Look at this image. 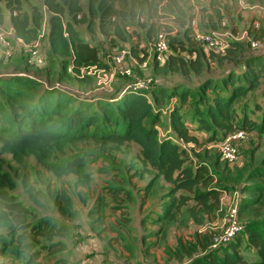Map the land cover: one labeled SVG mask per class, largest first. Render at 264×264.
Instances as JSON below:
<instances>
[{"label": "trees", "instance_id": "1", "mask_svg": "<svg viewBox=\"0 0 264 264\" xmlns=\"http://www.w3.org/2000/svg\"><path fill=\"white\" fill-rule=\"evenodd\" d=\"M0 1L10 12L15 37L28 45L38 39L45 24L46 31L39 43L44 41L50 54L59 57L64 68L60 75L67 79L85 81L92 80L94 76H79L83 67L96 65L107 70L109 65L105 54L95 45L84 41L75 25L85 24L88 32L104 36L109 46L118 48L120 44L114 42V37L121 41V45L132 34L137 38L139 33L134 29L136 25L144 27L148 40L152 41L158 30L157 26L165 18L158 0H86L85 9L80 0H42V8L32 4L30 9L24 8V0ZM187 1L166 0L164 8L167 13L175 16L173 22L177 31L173 34L170 30L163 29L168 32L170 53L162 61L151 59V80L154 82L151 81L146 90L125 92L109 103L101 96L91 100L89 97L81 99L65 90L55 92L50 86L46 87H49L48 90L35 96L33 90L37 83L31 79L22 80L16 75L0 79V95L3 96L2 101L0 99V115L13 127L8 136H0V154L9 152L17 162L26 155H31L55 176L76 175L73 186L81 187L85 183L82 180L84 155L50 160L63 142L93 140L104 150L109 143L131 141L140 150L142 168L139 175H151L144 187V194L148 196L153 185L160 180L171 186L166 193V200L157 212L156 221L169 223L179 220L184 213H188L197 224L213 221L220 205L221 193L226 192L227 188L213 184L216 181L207 165L202 162L195 166L187 164L190 161L187 150L179 145L181 141L192 143L193 146L200 144L201 140L194 131L210 133V143H216L226 134L237 130H244L248 135L253 132L256 120L247 110H239L234 103L264 84V53L249 52L248 55L237 56L235 53L243 49L245 43L233 38L229 39L223 52L207 49L208 61H242L239 66H242L241 73L232 69L239 67L228 65L232 68H227L225 75H220L219 81L212 80L205 74L208 68L205 53L194 49L201 43L193 36L190 22L193 14H189L192 7L185 6ZM117 2L123 3L118 6ZM2 6L0 5V23L3 20ZM211 8V13H207L206 8H201L203 14L200 20L208 16V23L203 26L215 31L220 25L215 27L214 17L221 23L224 15L217 0L212 2ZM164 24L170 29L168 23ZM254 24V20L250 22L248 36L262 42V33ZM193 42L195 45L189 47ZM131 48L130 52L138 63L146 58L147 51L144 47L140 53L136 52V45ZM25 60L30 67L38 66L29 61L27 52ZM138 63L132 69L131 79L138 76L134 70L138 73L142 70ZM171 74L185 78L191 75L202 76L203 80L195 89L196 93H190L186 87L178 91L179 87L163 81ZM191 96H196L195 102L203 104L205 108L200 109L196 105L191 121L187 123L179 110ZM173 98L178 99L176 105L170 104ZM251 113L261 114L259 127L264 131V107L257 106ZM162 115L167 117L168 128L160 137L156 126ZM171 134L177 139L172 138ZM248 178L254 183L242 182V192L248 190L249 193L240 200L241 207L237 212L241 230L230 242L216 247L212 246L215 233L211 229L198 233L196 239L200 249H203L202 256L192 257L180 264H264V218L261 221L254 218L264 212V158L261 166L252 170ZM21 184L33 202L44 210H56L70 217L76 215L71 194L65 188L53 189L51 183L45 181L44 190L36 189L27 176L21 179ZM16 185L12 175L3 169L0 158V255L19 260L18 264H73L65 257L67 239L71 237L70 225L48 214L33 219L30 208L20 195L13 192ZM77 192L82 194L81 190ZM112 193L117 195L114 190ZM96 201L95 209L89 211L91 215L102 213L104 200L99 197ZM249 216L252 218L245 221L244 218ZM91 222V229L98 233L97 219ZM73 234L72 242L76 244L80 236L76 232ZM207 236L208 240H205ZM244 237L254 248L257 259L248 260L239 250ZM193 248L194 245L188 247L187 252L190 253Z\"/></svg>", "mask_w": 264, "mask_h": 264}, {"label": "rangeland", "instance_id": "2", "mask_svg": "<svg viewBox=\"0 0 264 264\" xmlns=\"http://www.w3.org/2000/svg\"><path fill=\"white\" fill-rule=\"evenodd\" d=\"M210 1L211 0H188L185 2L186 7L188 5L192 7L189 14H193V18L190 21L194 23L193 27L204 32H221L224 34V39L233 37L245 43L243 44L244 48L235 53L237 56L241 55L242 57V55H248L249 52L262 53L259 46L251 47L248 44V26L250 25L249 22H252L254 18H259V9L252 7H264V0L249 1L245 3V7H243L244 2L242 0H217L222 4L221 8L226 10L224 11L225 15L221 23H218L216 17L212 14L214 20H216L214 22L216 24L215 27H219L220 25L219 29L215 31L205 29L203 21L200 20L203 14L201 8L208 5ZM122 3L119 2V5H122ZM158 3L160 5V11L164 13L165 18L161 19V21L164 22L157 26V31L166 29V31L170 30V32L176 33L177 27L173 22L175 16L167 13L166 8H164L167 3L166 0H158ZM32 4L41 7L42 0L23 1L25 9H30V5ZM0 5L2 6L3 2L0 1ZM2 11L3 23L0 24V28L8 31L9 16L7 9L2 6ZM242 14L244 20L242 19ZM251 17L253 18L250 19ZM164 23H168L170 29ZM205 23L207 24L208 22ZM258 26H260L258 23L257 26L254 24V27ZM210 28H212L211 25ZM134 29L139 33L137 40L134 34H132L128 40L124 44H120L118 48H113L116 46H109V44L105 42L104 37L100 34H94V37L89 38V42L95 45L98 50H100L101 53L103 52L107 57L119 50H125L129 53V62L132 69H134L135 66L131 59L135 60V56L130 52L132 45H136L137 53L142 51V47L140 46H143L148 53H151V40H148L145 28L136 25ZM232 30L236 31V33H233ZM132 33H134L133 30ZM12 34L14 35V32L10 30V35L13 36ZM86 35L87 32L85 33V36ZM11 36L9 38L8 47H4L0 43V79L13 75H16V77L22 80L31 79V81L37 83L36 88L33 90L35 96L41 94L44 90H48L49 87L46 89L47 86H50L51 89L53 88L55 92L60 91L59 89L68 91V88H73L72 94L78 98L84 99L86 97V99H88L89 95H92L89 97L91 100L94 99V95H99L107 99V102L110 103L120 96L118 90L120 91L129 83L138 80V78H152L150 66L151 56L149 57V54H147L149 57L148 66L139 73L137 70H134L138 76L133 79L126 76L115 75L114 73H110L109 75L105 73L104 79L99 82L98 77L95 76L89 81L76 78L67 79V77L60 75L63 73L64 68L59 57L50 54L45 43L43 44L44 41L40 42L42 43L41 46L38 45V49H40L41 54L45 58L44 64L40 67H30L25 60V46H22L21 43L14 42L15 40ZM193 44L195 45L193 42L188 46L190 47V45ZM194 49L203 53L200 45ZM205 56L207 62L206 66L208 67L205 74L214 81H219L220 75H225V70L227 68H232V66L228 65L234 64L238 68L240 62H242L238 60L234 62L232 59H228L227 61L218 60V62L212 59L208 61V56ZM108 64H110V61ZM240 68H242V66L239 67V69H232L240 71ZM239 73H241V71ZM63 77L64 79H61ZM202 80V76L191 75L189 78H185L178 74H171L163 81L176 85V87H179L178 91L186 87L190 93H196L195 89ZM92 82L97 93L96 91L89 93V91L84 90L88 86L92 87ZM152 82L154 81L152 80ZM3 83H5V81ZM115 88L117 89L116 91ZM51 89H49V91ZM0 99L2 101V95H0ZM196 99V96H191L183 105V108L179 110V112L185 116L187 123H190L196 105H198L200 109L205 108L203 104H197L195 102ZM30 102H32V100ZM171 103L172 105H176L178 99L173 98L170 104ZM234 105H236L239 110H247L246 112L256 120L254 128L252 129L253 132L240 142L238 150L241 160L238 164L229 165L219 160L215 147L212 146V143H210L211 141L208 142L210 133L204 132V134L198 136L201 143L197 146L185 142L179 145L187 150L190 160L187 164L195 166L202 162L207 165L209 172L213 175L214 181H216L213 182V184L227 188L226 192L221 193L220 205L215 211L216 218L213 221H205L202 224L195 223L188 213H184L179 220L169 223L155 220L157 218V212L160 211L163 201L166 200V193L171 186L160 180L153 185L148 196L144 194V187L151 179V175L149 173H145L143 176L139 175V171H141L142 168L139 156L140 150L138 145L131 141L122 144L109 143L104 150H101L93 140H69L63 142L61 148L55 150L51 155L50 160H62L76 154L84 155L85 164L82 167V180L85 181V183L84 186L81 187L73 186L74 181L77 179L76 175L55 176L51 172L45 170V168H43L31 155H26L20 162H17L12 159L9 152H1L0 158L2 160V167L4 170H7L17 182L13 192L20 195L23 202L30 208L33 219L48 214L56 217L62 223L70 225L71 237L67 239V253L65 257L71 263L77 264V260L79 259V256L73 249L75 243L72 242V240H74V230L79 227L83 236L87 237V233L92 231L99 240L102 238V241L106 244L105 252L110 254L109 256L114 260L123 261L125 264H180L182 261H187L192 257L202 256L203 249H200L196 239L198 233H205L209 229L218 235L223 233L226 229L231 208L237 202H239L238 207H241L240 200L249 193L248 190V193L242 192V182H247L249 184L254 183L253 180L248 178L249 174L252 170L260 167L263 162L264 131L259 127L261 123V114H256L259 115L256 117V115H252L251 112L253 109H256L257 106L261 108L264 107V84L236 101ZM10 125L11 124L0 115V136L9 135V132L13 129ZM156 127L160 132V137L161 135L163 136L168 128L166 115L160 117V122ZM171 136L177 139L174 134H171ZM24 176L29 178V181L36 189L44 190L45 181H49L53 189L65 188L71 194L74 207L77 211L76 215L70 217L56 210L46 211L38 206L29 197L21 184V179ZM78 190L82 191L81 195L78 194ZM112 190L116 191L117 195L113 194ZM223 195H226V201L224 202H222ZM99 197L104 200L102 213L91 215L89 211L95 209L96 200H98ZM251 218L252 217L249 216L246 219L244 218V220L246 221ZM254 218L261 221L264 218V212ZM93 219H97L96 226L98 233L91 229V225H93L91 224V220ZM1 232L2 227H0V233ZM79 234L80 233H78V235ZM205 240H208V236ZM193 245L194 248L188 253L187 248ZM239 250L248 260L257 259L254 248L246 242L245 237L240 243ZM18 263L19 260H15L10 256L0 255V264Z\"/></svg>", "mask_w": 264, "mask_h": 264}, {"label": "built area", "instance_id": "3", "mask_svg": "<svg viewBox=\"0 0 264 264\" xmlns=\"http://www.w3.org/2000/svg\"><path fill=\"white\" fill-rule=\"evenodd\" d=\"M194 23H191L193 36L195 40L202 45H204L207 49H211L215 52H223L224 48L228 46V42L230 38L224 39V34L221 32H202L197 30L193 27ZM257 26V23H255ZM0 43L4 47H8L9 45V38H10V30L6 31L0 28ZM10 35V36H9ZM41 36V32L38 36V39L33 41L32 43L26 45V52L28 53L29 61L34 63L35 65L41 66L45 62L44 56L41 54L40 49H38L39 45V37ZM233 38V37H232ZM235 39V38H233ZM248 42L251 47L259 46V42L253 40L252 38L248 37ZM259 48V47H258ZM170 53V47L168 44V32L161 30L157 31L155 36L151 41V53L149 57L155 58L157 61H162L164 57L168 56ZM151 54V55H150ZM148 56L144 58L142 61L138 63V66L141 69H146L148 66ZM107 62L110 61L109 68L106 70L105 68L98 67L96 65L83 67L80 70L79 76L83 75H91L98 77V82L103 80L105 77V73L108 75L110 73H114L115 75L119 76H126L130 77L132 75V66L129 62V53L125 50H119L116 53H113L111 56L106 57ZM152 80L151 79H138L129 83L128 85L124 86L120 91L119 95H122L125 92L133 91L137 89L146 90L149 87V84ZM248 134L244 130H237L232 133L226 134L220 141L216 143H212V146L215 147L217 156L219 160L222 162L234 165L240 162V155H239V146L240 142L243 141ZM182 143V141L180 142ZM237 202L230 210V214L227 220L226 229L221 234H214L212 240V246L216 247L219 245H224L230 242L233 237L241 230V223L238 220L237 212H238V204Z\"/></svg>", "mask_w": 264, "mask_h": 264}, {"label": "crops", "instance_id": "4", "mask_svg": "<svg viewBox=\"0 0 264 264\" xmlns=\"http://www.w3.org/2000/svg\"><path fill=\"white\" fill-rule=\"evenodd\" d=\"M84 1H86V0H80V4L85 9L86 2H84ZM213 1L214 0H211L210 3H208V5L203 6L204 8L207 9V11H206L207 13H211V11H212L211 4H212ZM242 1L244 2V6L243 7H245V3L249 2V1L251 2L252 0H242ZM117 5L119 6V2H117ZM221 6H222V4H221ZM252 8L259 9V11H258L259 12L258 13L259 14V18L258 19H259L260 22L258 21L257 18H254L253 20H254V23H258L260 25L258 27H259V30L262 33V36H261L262 42H259V47H260L259 49L261 50L262 53H264V7L253 6ZM225 10L226 9H224V10L222 9L221 10L223 15H225V13H224ZM2 13H3V11H2ZM7 13H8V16H9V21H8V25H9L8 28L9 29L8 30H12L13 31L12 25H11V22H10V12H9V10H7ZM252 18L253 17H251L250 19H252ZM242 19L244 20L243 14H242ZM246 19H247V17H246ZM202 21H203V23L208 22V16L205 17ZM2 23H3V20H2V22L0 24H2ZM249 23H248V25H249ZM75 29L79 32L80 37L84 41H86L89 44H91L89 42V38L90 37H94V34H92V33L87 31L85 24H77V25H75ZM45 31H46L45 24H43V27H42V30H41V36L39 37V39L44 35ZM86 32H87V35L85 36ZM11 37H13V39L15 40L14 42L21 43L22 46H25V44L23 43V41L21 39L15 37L14 35L11 36ZM135 39L137 40L136 37H135ZM104 40H105V42L108 43V41L106 40L105 37H104ZM114 42L117 43V44L118 43L121 44V41L118 38H116V37H114ZM41 44L42 43H39L40 46H41ZM46 46H48V45L46 44ZM200 46L202 48V51L205 53V54L204 53L203 54L206 55L207 54V48L204 45H202V44H200ZM140 47L143 48V46H140ZM131 60L134 63V66H136L137 63H138L137 59L135 58V60L134 59H131ZM91 86L92 87L88 86L84 90L85 91H89V93H92L93 91H96V89L93 87L94 86L93 82H92ZM72 90H74V89L73 88H68V91L71 94L73 93ZM96 93H97V91H96ZM90 96H92V95H89V97ZM98 97H99V95H94V99H96ZM193 133H195L197 136H200V135L204 134L203 132L199 133L197 131H194ZM225 196L226 195H223L222 202L226 201V197ZM220 199H221V197H220ZM74 232L80 233L79 234L80 239H78V242L75 244V247L73 248L74 251H76V254L79 256V259L77 260L78 261L77 264H125L123 261L121 262L120 260H114L112 257H110L109 256L110 254H107L105 252L106 244L104 243V241L99 240L98 237L96 236V234L93 233L92 231L87 233V237L83 236L80 228L74 230Z\"/></svg>", "mask_w": 264, "mask_h": 264}]
</instances>
